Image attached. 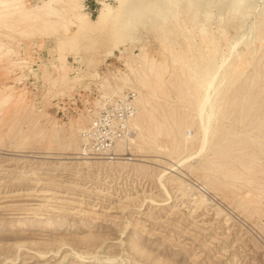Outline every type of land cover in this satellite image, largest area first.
<instances>
[{
  "label": "rangeland",
  "instance_id": "obj_1",
  "mask_svg": "<svg viewBox=\"0 0 264 264\" xmlns=\"http://www.w3.org/2000/svg\"><path fill=\"white\" fill-rule=\"evenodd\" d=\"M21 1L31 9L42 2ZM104 2L111 8L119 5L117 0ZM99 3L81 0L75 11L62 9L68 31L76 29L72 13L95 20ZM213 16L211 30L218 36L220 53L233 61L220 95L225 106L218 111L204 153L197 152L193 102L198 90L188 60L201 62L208 42L197 38L187 43L174 31L166 39L147 25L134 27L127 37L133 41H120V50L113 49L109 25L82 35L74 51L54 47L56 37L64 35L60 23L46 26L49 30L33 24H18L15 33L10 32L13 28L1 29L5 46L0 50V99L9 94L10 100L0 103V264H264V42L254 34L250 46L239 41L229 52V37L241 29L225 33L227 14L215 10ZM249 17L248 22L258 16ZM240 21L237 16L231 25ZM20 29L33 34L23 35ZM179 46L187 47L188 60ZM142 50L164 77L159 84L150 74L162 92L155 100L148 96L147 111L140 110L145 141L140 146L130 142L139 134L133 125L128 145L119 142L115 149L124 156L113 161L82 156V131L97 112L96 103L122 98L126 91L137 97L138 87L122 85L119 75L128 72L125 57L135 62ZM57 62L63 63L69 79L80 75V81L62 82ZM217 65L220 68L218 60ZM104 78L111 87L118 82L120 92L102 88ZM167 130L179 142L180 151L173 157L154 141V133ZM182 158H187L183 165L177 162ZM180 182L186 183L185 190L179 189ZM199 195L202 200L196 199ZM22 216L27 222L19 223ZM49 218L52 224H45ZM86 237L94 240H83Z\"/></svg>",
  "mask_w": 264,
  "mask_h": 264
},
{
  "label": "bare ground",
  "instance_id": "obj_2",
  "mask_svg": "<svg viewBox=\"0 0 264 264\" xmlns=\"http://www.w3.org/2000/svg\"><path fill=\"white\" fill-rule=\"evenodd\" d=\"M98 1L100 2L99 4L101 5V8H100L99 14L96 17V19L90 20L86 16V14L82 13V12L72 13V16H73L72 19L75 22L76 29H74L72 32H69L65 26V23L67 20L66 12H64L62 9L67 8L68 10L75 11L76 8H79L81 0H45V1L42 0V2L37 7H33L32 9L27 8L25 3H23L21 0H0V32H2L1 29L10 30L13 28L12 31H10V32L15 33L13 30L16 26L19 27L18 24L19 25L20 24L28 25V27H31L32 24L33 25H43L46 29L47 27H51V25L53 26L54 23L55 24L60 23V25L63 28L61 30L64 31L63 32L64 35L63 36L55 35V37L58 36V38L56 37L54 47H56L57 49H58V47H60L62 50H64V48H65V50L70 48V50H74V51H76L77 48L79 47V45H78L79 39L82 35H85L87 33L101 32V31L105 30L109 25H112V28L109 27V28H111V32L109 33V31H108V33H109V35H111L110 36L111 40L113 41V44L115 46L113 49H115V48L119 49V45L121 44V42H124L122 44H125L124 40H127L128 39L127 37L128 36L130 37L132 35V33H131V35H128V34L130 33V30H133L134 27L138 28V26H139L140 28L145 29L147 27V25L154 28L155 31L160 30L162 32V37L165 36L166 39H169L170 38L169 34L171 33V31H174L177 37L182 36L183 39L187 43H189V42L196 43L197 38H199L202 43L208 42L209 46H210L208 48V52L205 53L204 56L201 57V62H198V63H195V62L193 63V60L190 61L187 59L188 58L187 57L188 55L186 52L187 47L184 46L181 48L179 46L181 48V50H183L185 48V50L183 51V56L185 59L188 60L189 64H192L191 68H190L191 73H192L191 79L193 81L194 88L198 90V95L196 96V100L193 102V113H194L193 116L197 120L198 133H199V137H200V139H199L200 142H199L197 152H200V153L203 152L207 148V145L209 144L210 138H212V136H211L212 135V125L217 119L218 111L225 104V101L222 103L220 102V95H221L222 87L226 83V71L231 66L232 61H233V59L230 60L229 58L226 60V57L224 55H222V53H220L221 51L219 50L220 44H219L218 36L215 34V32H213L211 30V28H212L211 26L213 25V21H214V16H213L214 11L217 10L219 13L225 12L227 14L228 21L225 24V26H223V30L225 33H231L230 29L235 30V28L237 26H239L241 29L238 34H236V32H235L234 35H231L229 37V41L226 44V46L228 47V51L230 52L231 48L233 47L232 44L237 43L239 41L244 42L246 47L250 46L251 43L253 42V35L254 34H259L258 38L261 40L262 43L264 42V0H117L119 5L118 6L116 5L117 6L116 8H111V6H110L111 4L109 5L110 6L109 7L108 5L105 4L104 0H98ZM255 13L258 16L257 19L259 21L256 23L257 19H256V21L253 19L254 21L252 20V21L248 22V18H250L249 16L254 15ZM237 16L240 17L241 21H240L239 25L235 24V26L234 25L232 26L231 25L232 21L234 19H236ZM221 19H222V17H220L219 20H221ZM165 26H166V28H165ZM26 27L27 26H25L23 29H25ZM40 27L43 29L42 26H39V28ZM186 27L189 29L187 30ZM256 27L258 28V32H256ZM23 29L22 30L20 29L21 30L20 33L23 31ZM42 29L40 31H38V30L37 31L40 32V34L41 33L43 34L44 29H43V31H42ZM47 29L49 30V28H47ZM57 30L53 31V32H57ZM134 31H135V33H137L136 32L137 29ZM24 34L30 36L33 33L32 32H25V33H23V35ZM53 35H54V33H53ZM133 35H134V33H133ZM131 38H130V40H131ZM233 38H235V41H233ZM129 41L127 40V42H129ZM132 41H133V38H132ZM4 46H5V44L0 41V50H2L4 48ZM251 51H252V53H254L253 50H251ZM7 52H9V50ZM7 52L4 51L2 56L6 55ZM110 53H111V51H110ZM253 55L254 54H252L251 56H253ZM137 58L138 59L134 62L130 56L125 57L124 64H125V67L129 73L128 72L123 73V74L120 73V75H119L120 80L119 81L122 85H130L132 88L138 87V88H135L136 92H137V97L134 99L135 100L134 102L136 103L135 104L136 114L133 117L132 125L136 126V129L139 132V134L136 136L134 141H130V142L136 146H140L145 141V135H144L145 129H144V127H142L141 123L138 120V117L140 115V110L142 109V110L147 111L145 104L150 103L148 96H151L153 98V100H155L156 98L160 97V94L162 92L161 86H157V85L155 86L154 84L151 83L150 74L153 73V76L155 78H157V80L159 81V84H162L164 82V77H163V73L155 71V68L157 67L156 62L148 59L147 54L143 50L140 51ZM250 59H251V57H250ZM217 60L221 64L220 68H218ZM175 61H177V60H175ZM177 63H179V62L177 61ZM11 64H13V62H11ZM22 64H23V62H22ZM133 64L136 67H134ZM172 65H174V64L172 63ZM57 67L62 70V74H60L61 75L60 79L62 82H65L67 80L70 81L71 83L80 81V79H81L80 75L73 77V78H70V79H69V77H67V73L64 69L63 63L57 62ZM43 68H47V67H45V65H44ZM23 73H24V71H21V74L19 76H17L16 79H20L22 77ZM254 74H256V73H254ZM50 77H52V75ZM234 80H235V78H234ZM101 81H102V85H101L102 88H107V86H109V88H112L111 93L117 94L122 89V87L116 81L113 82V84H112L113 87H111V82H109V80L104 78ZM253 81L256 82L257 80H253ZM230 82H228V83H230ZM230 86L232 87L231 84H230ZM143 90L145 91V94H143ZM226 93H228V92H226ZM104 95H106L105 92L103 93L102 96H104ZM180 96L182 97V95H180ZM221 97H223V96H221ZM247 99H249V98H246V100ZM9 100H10V95L5 94L0 99V103L1 104H7V102ZM177 101H178V99H177ZM246 102H244V103H246ZM96 105H98V107H100V105L98 103H96ZM227 106L229 107V105H227ZM249 109H251V107ZM241 111H242V109H241ZM248 111H250V110H248ZM243 112L244 111H242V114H243ZM254 114H253V116H254ZM239 118H240V116H239ZM191 120H192V118H191ZM246 120H248V119L246 118ZM163 121L165 123L168 121V119L164 118ZM237 122H239V121H237ZM185 124H186V122H185ZM239 124H240V122H239ZM191 127H192V125H191ZM55 131H57V130H55ZM258 132H259V130H258ZM258 132H256V133H258ZM228 135H229V133H228ZM228 135H226V136H228ZM185 136H186V134H185ZM52 138H53V136H52ZM194 140H195V138H194ZM257 140H258V138H257ZM154 141L156 144V148H159L162 150H167L169 152L168 154L171 156L174 154H178V152H176V151H180V149L178 147H176L179 143L178 140L175 139V137L171 138L169 136L168 130L165 131V133L161 132V131L154 133ZM211 141H212V139H211ZM226 142H228V141H226ZM258 142H259V140H258ZM195 143H197V142H195ZM257 145H258V143H257ZM210 146H212V145H210ZM77 148H79V147L77 146ZM120 149H122V148H120ZM219 149L217 148L218 151H219ZM135 150H137V149H135ZM221 152H222V150H221ZM243 152H244V149H243ZM224 153H226V152H224ZM236 153H237V151H236ZM259 153H261V152L259 151ZM221 155H224V154H221ZM186 159L185 158L178 159L177 162L179 164L183 165V162ZM233 161H235V160H233ZM87 164H89V163H87ZM165 164H168V163H165ZM169 165L170 164H168V166ZM214 165H216V164H214ZM170 166H173V165H170ZM220 167H222V166H220ZM160 172L165 173L166 171L161 170ZM165 174H163V175H165ZM212 177H214V176H212ZM185 188H186V183L184 184L183 182H180L179 189L185 190ZM196 199L202 200V196L201 195L196 196ZM34 213H35V215L41 214V213H37V211ZM26 216L20 217L21 219H19V223L27 222V220L25 219ZM35 218H41V217H35ZM52 222L53 221H51L49 218V219L45 220L44 223L45 224H52ZM55 224L61 225V223H55ZM50 227H51V225H50ZM92 239L94 240L93 237H86L83 240L90 241ZM130 240H131V238H130ZM78 241H80V240H78ZM131 243L134 244L133 239L131 240ZM133 246L135 247V250L139 254V252L136 248H139L140 246L137 247L136 244ZM132 250L134 251L133 248H132ZM139 250H140V248H139ZM142 254L144 255L143 251H142ZM143 257H145V256H143ZM157 261H155L153 263L156 264ZM159 261H158V263L161 262V261L160 262ZM164 264H165V262H164ZM167 264H170V263H167Z\"/></svg>",
  "mask_w": 264,
  "mask_h": 264
},
{
  "label": "built area",
  "instance_id": "obj_3",
  "mask_svg": "<svg viewBox=\"0 0 264 264\" xmlns=\"http://www.w3.org/2000/svg\"><path fill=\"white\" fill-rule=\"evenodd\" d=\"M135 113L134 95L129 91L122 98H103L101 106L93 113L87 128L82 132L85 139L82 156L104 161L124 156L119 155L115 149L119 142L127 146L129 138L134 136L132 121Z\"/></svg>",
  "mask_w": 264,
  "mask_h": 264
}]
</instances>
